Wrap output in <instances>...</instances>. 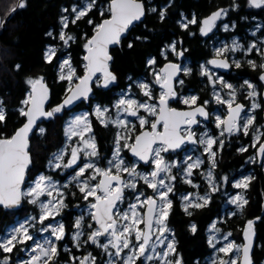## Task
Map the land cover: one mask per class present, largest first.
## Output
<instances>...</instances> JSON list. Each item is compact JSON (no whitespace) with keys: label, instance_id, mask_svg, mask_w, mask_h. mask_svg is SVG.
<instances>
[{"label":"snow or ice","instance_id":"1","mask_svg":"<svg viewBox=\"0 0 264 264\" xmlns=\"http://www.w3.org/2000/svg\"><path fill=\"white\" fill-rule=\"evenodd\" d=\"M247 5L251 8L262 9L264 0H247ZM170 6L171 0L168 5L160 8L159 19L161 21L165 19L167 8ZM16 7H26V0H19ZM98 7V0H81L80 4L72 5L71 19L67 15L61 16L59 40L65 47L69 46L70 41L76 40L74 35L65 31L69 24H76ZM239 7L236 0H233L230 8H219L200 21L197 20L195 14L189 20L181 13V19L177 21V24L181 29L187 30L190 25L199 23L200 34L207 36L217 27L218 21H223L228 16L230 10L236 11ZM15 10L16 8L12 9V11ZM61 11L66 13L69 9L62 8ZM146 11L156 12L157 8H146L143 0H109L107 8H100V15L105 17L107 14L106 18L99 23H94L91 19L87 21L89 25H93V34L90 37L86 36V42L83 45L86 53L83 56L84 74L83 76L78 75L70 54L60 62L59 80L67 81L69 87L66 89L67 94L63 101L50 110H46L45 107L49 99V89L44 78L41 76L26 79L25 82L30 86V91L20 101L21 107L17 109L20 116L26 118L25 123L10 137L0 135V206L5 209L15 208L27 199L29 204L38 205L40 209L38 217H28L18 226H13L0 235V252L10 254L17 245H22L25 247L20 250L30 253L27 260H19L17 264H56L60 254L58 242L63 241L67 235L66 225L62 221H56V217L67 207L66 193L62 189H68L73 183L83 199L88 202V208L85 211L92 221L86 225L88 229L86 232L85 215L81 214L75 219L72 225L74 231L71 234V240L72 246L77 250L83 245H94L107 257L103 264H183L182 258L176 251L173 229L169 226V217L173 207L170 194H174L173 182L177 179L176 175L172 174V169L180 167V164L176 160H166L163 154L181 149L186 144L201 145L204 153L207 154L209 169L206 179L211 191L204 195L193 196L189 193L181 196V207L188 216L193 215L189 209L207 207L212 199L211 193L219 190L214 182L217 151L213 149V146L218 144L219 148L224 147L225 140L221 137L235 136L240 132L244 136L251 134L250 147L256 148V157L264 156V142H262L264 131L256 125L254 114L262 107L257 102L256 85L245 80L244 85L241 86H246L248 89L246 99L250 101V108L246 113L245 105L237 102L238 90L231 83L226 82L223 77H216L214 73H210L206 65L202 64L201 75L207 76L214 89L216 84L220 83L223 88L229 90L227 99L223 98L219 91L213 92L216 103L227 105L228 112L225 118L219 115L215 117V127L220 130L219 136L210 135L207 130L197 134L193 126L201 123L198 117H202L205 121L211 118L212 113L207 110L210 102L206 100L202 105L198 104L199 97L195 95L187 98L178 97L173 82L183 85L184 81L178 78L179 74L182 72L184 75H190L192 70L169 61L159 71L152 73L155 77V84L161 89L158 99L148 83L140 82L137 86L147 99L139 101L135 98H127L132 87L129 85L128 91H122L120 98L113 106L116 109L114 118L108 115V107H102L99 104L95 106L94 114L101 125L108 127L111 124L118 129L112 157L108 159L107 167L99 166L101 157L89 114L81 113L72 116L64 126L66 141L70 142L77 137L78 143L72 146L66 142L61 149L52 154L48 161V166L53 171L72 170L74 175H70L68 181L60 185L52 176L41 173L27 189L21 187L31 164L30 134L37 129L40 135L46 131L45 128L39 127L37 122L42 118H56L58 114H62L66 108L77 101L90 100L94 77H96L95 82L98 87L108 88L116 82L117 77L109 70V61L112 60L109 48L112 45H119L130 27L134 22L140 21ZM222 26L224 31L230 30L228 23H223ZM0 27H3L2 23ZM260 27L257 25L258 29ZM231 28H235V23L231 25ZM47 35L51 37L53 33L48 32ZM252 35L255 36L256 32ZM136 39H141V37H136ZM132 46L130 42L128 47ZM168 49L178 58L183 57L186 51H177L176 41L169 45ZM254 50L261 56L262 62L257 65L254 60L249 59L247 63L253 69L259 67L262 70L259 80L264 82V40H261L259 44L253 41L245 48L237 39H233L230 45L226 44L215 49L216 58L208 60L207 64L215 68L228 69L230 62L227 53L242 52L247 56ZM57 52V47L48 46L44 53L45 61L51 63ZM161 55L167 59L166 52L162 51ZM147 63L152 66L156 64V60L149 58ZM231 63L237 68L241 67L240 60L233 59ZM20 67L19 64L15 65L17 70ZM97 73L100 77H97ZM174 99H180L183 104L189 106V110L180 111L170 107V101ZM142 112L147 113V116L141 114ZM6 115L3 100L0 99V123L5 122ZM122 117L135 118L140 131H136V124ZM148 117H153L154 120ZM146 125L149 129L145 128ZM248 147L242 146L237 151L246 152ZM123 149H128L136 158V162L128 164L121 154ZM249 161L257 162L254 157H249ZM139 162L151 165V170L138 171ZM204 162L199 156L186 157L183 161L182 174L185 183L192 187H199L189 178L193 175V170L200 168ZM222 179L227 181L228 178L223 177ZM252 179L254 177H245L233 183L232 186L246 190ZM140 181L152 189L154 194L145 196V193L139 190ZM128 192L133 193L134 196L127 207L122 209L121 205L128 199ZM72 195L75 196V193ZM44 196L48 198L46 201L41 200ZM228 202L236 205L240 211L248 204L243 193L230 197ZM259 219V217L256 218V220ZM49 220L55 222L45 224ZM36 224L41 225L38 229L40 233H50L42 241L35 240L30 232V228H34ZM254 224L255 220L246 222L242 230L244 242L237 244L229 239L232 236L231 232L220 234L221 229L217 227V222L214 220L208 229L211 233L208 236V244L215 252L222 253L223 256L213 259L212 264H252L251 252L256 235ZM190 231L192 233L197 231L195 223L190 225ZM85 236L86 239L82 240ZM28 241H33V246L30 248L27 247ZM221 243L222 246L217 248V244ZM64 251L69 252V260L73 264H98V258L92 252L76 257L71 255V250L67 246L64 247ZM173 256L175 259H170ZM0 264H10V256H0Z\"/></svg>","mask_w":264,"mask_h":264},{"label":"trees","instance_id":"2","mask_svg":"<svg viewBox=\"0 0 264 264\" xmlns=\"http://www.w3.org/2000/svg\"><path fill=\"white\" fill-rule=\"evenodd\" d=\"M17 1L0 0V23L7 17L5 25L0 27V99L3 100L7 112L5 122L0 123V135L9 137L24 121V117L20 116L17 109L21 107L20 101L26 97L30 90V86L25 82L26 79L42 76L49 89V106L53 108L60 104L66 94V89H68L67 81L59 80L61 56L64 53L70 54L72 63L82 74L85 53L83 45L86 42V36L90 37L93 34V25H89L87 21L91 19L94 23H99L107 16V14L105 17L99 15L98 8H96L76 24L70 23L66 32L74 35L76 40L70 41L68 47L59 42L61 47L57 55L51 63H48L45 61L44 53L49 45L58 43L54 35L61 29L60 18L64 14L61 9H70L73 4H78L81 0H26V7H17L15 11L10 12ZM99 2L108 3L109 0H98V5ZM152 2V5L149 4L150 6L145 4L146 8L155 7L157 11H146L145 16L130 27L121 43L110 50L112 55L110 68L117 77L116 82L108 88L93 85V97L88 102L81 101L77 108L90 109L92 99L110 104L119 90L148 74L147 61L149 58H155V65L161 66L163 60L160 51L165 43L179 31L178 25L175 23L176 12L180 8H206L213 4L210 0H171V6L167 8V15L161 21L159 10L169 4L168 0H153ZM238 4L244 5V2L240 0ZM227 5H232V1L214 0V8ZM9 13L11 14L9 15ZM48 32H52L53 36H48ZM136 37H141V39H136ZM130 42L133 45L131 48L128 47ZM17 64L21 66L19 70L15 68ZM240 74L247 75V73ZM256 75L258 76V73ZM66 114V110H64L54 119H42L38 126L45 128V133L40 135L37 129L30 135L29 151L32 165L28 172V180L37 173L48 170L47 161L56 150L62 147ZM91 124L98 151L108 156L115 140L116 127L111 124L104 127L94 116H92ZM244 141L245 139L241 135H235L230 141L225 142L224 147L217 153V166L214 170L216 177L221 178L227 175L229 180L247 171L251 177H254L249 187L246 190L243 189L248 204L242 211L236 209L233 212L235 215L225 213V197L220 191H216L211 193L212 199L207 207L189 209L193 215L188 216L181 207V196L186 192L204 194L207 191L210 192V189L205 181L199 180L195 175L193 183L199 184V187H192L180 179L174 182V194H170L173 207L169 217V226L173 229L176 251L182 258L183 264H210L208 257L211 256L214 249L208 244V226L218 218L217 227L221 231L232 232L237 241H242V230L246 222L255 220L256 242L252 252V261L253 264H264V168L257 162L250 163V155L247 152L237 151L240 148L239 145ZM141 186L145 187L146 185L139 184L140 188ZM65 193L67 207L62 210V218L66 222L67 235L65 241L58 242L60 254L56 264H73L69 260V252L64 251L65 246L71 250V255L76 257H82L87 252H92L98 258V264H103L105 256L94 245H83L79 250L72 246L73 228L70 218L72 210L68 208L74 206L75 202H80V193L75 183L65 189ZM72 193H75V196ZM31 208V205L26 204V200H23L22 206L18 209L9 210L0 207V234L15 221L17 215L23 216ZM257 217L260 219L256 220ZM87 220L90 221V217ZM193 223L197 225L195 233L190 231V225ZM16 249L10 254L0 252V256L9 255L12 257ZM172 259H175V256Z\"/></svg>","mask_w":264,"mask_h":264},{"label":"flooded vegetation","instance_id":"3","mask_svg":"<svg viewBox=\"0 0 264 264\" xmlns=\"http://www.w3.org/2000/svg\"><path fill=\"white\" fill-rule=\"evenodd\" d=\"M152 1L153 0H143V2L146 5L147 4L152 5L153 3ZM210 1H212L213 4L210 7H206V8H195V7H191L189 9L180 8L176 12L175 23L177 24V21L181 19V13H183L189 20L192 18L193 14H195L198 21L202 20L204 17L211 14L214 11V9H216L214 8V0H210ZM236 2L240 3V0H236ZM230 6L231 5L222 6V8H230ZM223 23L229 24L230 26L229 31L223 30V26H222ZM233 23H235L234 29L231 28V25ZM257 25H260L261 27L258 29ZM199 27L200 25L198 23L196 25H190L189 29L184 30L181 29L180 26L178 25L179 28L178 33L172 36L165 43L164 47L160 51V56L163 60V64L171 61L173 63L181 64L183 67L191 68L192 71L190 75H184L182 72L179 74L178 78L183 80L184 83L183 85H179L178 87L175 86V90L178 89L180 98H187L189 96L195 95L199 97L197 102L198 104L202 105L206 100L210 102L207 106V110L210 113H212L211 118L205 121L202 117H198L201 123L198 126L194 125L193 130L197 132V134L207 130L210 135L219 136L220 130L215 127V122H214V110L216 109V105L213 98L214 88L212 84L209 83L207 76L201 75V65L202 64L206 65L210 73H218V75L224 76L227 79H232L235 73L237 74L247 73V75H244L246 79H249L250 81H255L258 87L262 86L263 82L260 81L258 77L262 70L259 67L253 69L247 63V60L249 59L254 60L257 63V65H259L262 62L261 56H259L255 50L247 56H245L242 52L227 53L226 55L229 59L230 67L225 71H220L217 68L213 67L212 65H208L207 61L215 58V49L220 48V46H224L226 44L230 45L233 39H237L239 43L245 46V48L253 41L259 44L262 38H264V9L251 8L248 7V5L245 3L244 5H240L239 9L236 11L230 10L228 16L223 21H218L217 27L214 28L213 31L209 33L207 36H202L200 34ZM253 32H256L255 36L252 35ZM174 41L177 42V51L186 50L184 51L183 57L178 58L174 53H172L168 49V46L171 45ZM222 41H226V42L222 43ZM162 51L167 53V59L165 58V56L161 55ZM233 54H236L237 56H242L240 60L241 67L237 68L235 67L234 64L231 63V61L233 60L232 57ZM163 64L161 66L159 65H155V66L162 67ZM256 73H258V76L256 75ZM241 84L244 85V80L241 82ZM220 86L221 84L217 83L215 88H218ZM247 91H248L247 87L244 86L238 91V95H237V102L245 105L246 112L247 109L249 108V100L246 99ZM173 103H175L176 106L173 105ZM171 105H173L174 107H178L181 110H189V106L183 104L180 99L178 103L173 102V100H171L170 106ZM75 109H77V106L73 107L70 110H66V113H70L72 110ZM227 111H228L227 108L226 111L224 110L222 111L223 114L222 118H224ZM254 114L256 116V125L258 126L259 121L261 120L262 117L261 116L262 108L257 109ZM237 135H241L245 139V141L242 144H240L239 147H242L245 144V146H249L248 151H246L247 154L249 155L254 154L256 148L250 147V136H244L242 132L238 133ZM226 137L232 138L233 136L225 135V137H221V139H225ZM213 149L216 150L218 153L221 148H219L217 144L213 146ZM183 152L184 153L190 152L191 154L203 153V155H206V153H204L202 149V146L198 144L194 145V147L192 144H186L180 150L169 152L168 155L173 157ZM148 166H146V168H148ZM194 171L197 172V176L195 177H197L200 180V178L202 177V173L199 172L197 169H194ZM178 176H176L177 177L176 180H178ZM192 176H194V174Z\"/></svg>","mask_w":264,"mask_h":264},{"label":"rangeland","instance_id":"4","mask_svg":"<svg viewBox=\"0 0 264 264\" xmlns=\"http://www.w3.org/2000/svg\"><path fill=\"white\" fill-rule=\"evenodd\" d=\"M231 1H233V0H231ZM242 1L244 2V4H245V3L247 4V1H246V0H242ZM80 3H81V2H79L78 4H80ZM232 3H233V2H232ZM107 6H108V3H107V2H102V3L99 2L98 14L100 15V8H107ZM71 7H72V6H71ZM71 7H70V9H69V12H66V13L63 14V15H67V16H69L70 19L72 18ZM263 9H264V8H263ZM60 30H61V29H60ZM65 31H66V29H65ZM59 32H60V31H59ZM59 32H58L56 35H54V37H56L58 43H54V44L49 45V46H55V47H57L58 50H59L60 47H61V44L59 43V42H61V41L59 40ZM262 40H264V38H262ZM225 42H226V41H222V43H225ZM220 47H222V46H220ZM47 48H48V47H47ZM68 56H69V55H68L67 53H64V55H62L61 58H60L59 64H60V62H61L63 59L67 58ZM232 57H233V59H236V60H241V58H242V56H237L236 54H233ZM72 64H73V63H72ZM73 66H74V64H73ZM74 67H75V66H74ZM75 68H76V67H75ZM158 68H162V67H157V66H155V65H153L152 67L149 66L148 74H147L145 77H143V78H141V79H136L133 83L129 84V85H131L132 87H131V92H130V94H129V96H128L127 98H135V99H137V100H139V101H144V100H146L147 98L143 96L142 92L140 91L139 87L137 86L138 83H140V82H146V83L149 84V86H150V88L152 89V91H153L155 97L158 99L161 89H160L159 85L155 84V77H154L153 74H152L153 71H159L160 69H158ZM59 71H60V70H59ZM77 73H78L79 76H81V75L83 74V73L80 74V73L78 72V70H77ZM214 74H215L216 77H223L224 80H225L226 82L231 83V84H232V85H233L238 91L242 88V87H241V86H242L241 82H242L243 80H244V81H245V80L250 81L249 79H246L245 76H242V75L237 74V73L234 74V76H233L232 79H227V78H225L224 76H220V75H218V73H214ZM239 77H240V78H239ZM258 77H259V76H258ZM95 81H96V80H95ZM250 82H252L253 84L256 85L255 81H250ZM67 84H68V82H67ZM94 85L97 86L96 82L94 83ZM129 85L126 86L125 88H123L122 90H119V91L117 92L116 97L114 98V100H113L110 104L101 103V102H99L98 100H94V99H92V101H91V108H90V109H87V108H77V109H75V110H72L70 113H67V114H66V119H65V122H64V126H65V123H66V122H67L72 116L77 115V114H81V113H88V114H89V120L92 122V116L96 117L95 114H94V108H95V106L98 105V104L101 105L102 107H104V106L108 107V109H109V113H108V115H111V116L114 118L115 115H116V109H115L113 106H114V104L118 101V99L120 98V94H121V92H122V91H123V92H127V91H128V87H129ZM176 86L178 87L179 84L176 83ZM68 87H69V84H68ZM256 89H257V92H258L257 102H259V103L262 105V107H263V101H262L261 96H260L262 86L258 87V86L256 85ZM247 90H248V89H247ZM29 91H30V90H29ZM176 91H177V93H178V89H177ZM214 91H219V92L221 93V95H222L223 98H225V99L228 98V91H229L228 89H225V88H223L222 86H220V87H218V88H215ZM178 97H180L179 93H178ZM88 101H89V100H88ZM88 101H84V102H88ZM178 101H179V99H174V100H173V102H177V103H178ZM214 102H215V105H216V109L214 110V122H215V117H216V115H219V116H221V118H222V116H223L222 111H223V110L226 111L227 105L218 104V103H216L215 99H214ZM173 105L176 106L175 103H173ZM173 105H171V106H173ZM262 107H261V108H262ZM249 108H250V101H249ZM246 113H247V112H246ZM141 114L147 116V113H143V112H142ZM122 118H126V119L132 121L134 124H136V125H137V128H136V131H137V132L140 130V129H139V125H138V121H137L135 118H132V117H122ZM148 118H149L150 120H154L153 117H148ZM97 120H98V119H97ZM98 121H99V120H98ZM258 126H260V127H261V130L264 131V123H263V119H262V117H261V120L259 121V125H258ZM145 127H149V126L146 125ZM117 131H118V129L116 128V133H117ZM249 136H250V145H251V143H252V136H251V134H250ZM230 139H231V138L226 137L224 140H225V142H227V141H230ZM66 142L69 143V144L72 145V146H75V145L78 143V138H77V137H74L72 141L68 142V141H66V137H65V135H64V137H63V145H62V147L65 145ZM262 142H264V138H262ZM243 146H245V144H244ZM62 147H61V148H62ZM193 147H194V145H193ZM257 147H258V145H257ZM61 148H60V149H61ZM113 148H114V143H113V146H112V150H111V152H110V154H109L108 156H105V154H104L103 152H99L100 157H101L100 164H99L100 167H107V161H108V159H111V157H112ZM202 149H203V146H202ZM58 150H59V149H58ZM58 150H56L54 153H56ZM127 150H128V149H123V150H122V153H121L122 156L124 157L125 161H126L128 164H132V163L136 162V158H135V157H131V156H129L128 153H127ZM68 151H69V153H70V148L68 149ZM168 154H169V152L163 154V155L165 156V159H166V160H168V161L176 160V161L180 164V167L172 169V174H174V175H176V176L179 175V176H178V179H180L181 181H184V179H182V174H183V161L186 159V157L189 156V155L193 156L194 158L197 157V156L201 157V159H203L205 162H204V163L201 165V167L198 168L197 170H198L199 172L202 173V177L200 178V180L205 181V182L207 183V185H208V182H207V179H206V173H207V171H208V169H209V163H208V159H207V154H206V155H203V153H193V154H191L190 152H185V153L183 152V153H181V154H177L176 156H173V157L169 156ZM51 157H52V155H51ZM249 157H254V158H256L257 163H259V164L264 168V156H262V157H256V151H255L254 154H251ZM48 161H49V160H48ZM48 161H47V165H46V166H47V169L50 170V171H52V172H49L48 170H46V171H42V172L37 173L36 175H34V177H33L32 179H30V180L27 181V183L25 184L24 189H27V188L32 184V182L35 180V178H36L39 174H41V173H43V174H45V175L52 176L53 179L56 180V181H58L60 185H63L64 183H66V182L68 181V178H69L70 175H74V172H73L72 170H67V171H66V170H64V169H58V170H56V171H53V170L48 166ZM249 162H250V161H249ZM250 163H253V162H250ZM146 166H148V165H146ZM146 166H142V165L139 164L138 171H140V172H148V171H150V170H151V165H149L148 168H146ZM202 171H203V172H202ZM177 173H178V175H177ZM193 174H194L195 176H197V172H195L194 170H193ZM249 176H250V173H249V171H247V172H245V173H243V174H240L238 177H236V178H232V179L229 180V178H228L227 175H224V176H222V177L220 178V177H216V176H215V172H214V182H215L217 188L219 189L218 191H220V192L224 195V197H225L224 212H225V213H228V215H231V214L237 209L236 205H234V204H230V203L228 202L230 197H233V196H235V195L238 194V193H243V195H244L245 198H246V195H245V193L243 192V189H242V188H234V187L232 186L233 183H235L236 181H239V180H241V179H243V178H245V177H249ZM192 177H193V176H191L189 179H191V180L193 181ZM223 177H227V178H228L227 181H224V180L222 179ZM173 183H174V182H173ZM139 184H144V183H143V181H140ZM139 184H138V187H139ZM197 185H199V184H197ZM208 187H209V185H208ZM209 189H210V188H209ZM62 190L65 192V189H62ZM139 190L142 191V192H144V193H145V196H149V195L154 194L153 191H152V189L148 188L147 186H145V187H144V186H141V188L139 187ZM210 191H211V190H210ZM208 192H209V191H207V192H205V193H208ZM189 193H191V192H186V193H184L183 195H186V194H189ZM205 193H204V194H205ZM191 194H192L193 196H195V195H204V194H199L198 192H196V193H193V192H192ZM127 196H128V199H126L125 202H124V204L121 205V208H122V209H123V208H126V207H127V204H128L129 202L132 201V198H133L134 194L131 193V192H128V193H127ZM79 198H80V202H75V203L73 204L74 206L68 208L69 210H72V212L70 213L71 227H72V225H73L75 219H76L78 216H80L81 214H84V215H85V231L87 232L88 229H87L86 225H87L88 223H91V222H92L91 220H90V221L87 220V218H88L89 216L87 215V213H86V211H85V210L88 208V202H86V201L83 199V196H82L81 193H80V195H79ZM47 199H48V198H47L46 196L41 197V200L46 201ZM90 199H91V198H90ZM25 200H26V204H29V203L27 202V199H25ZM29 205H31V207H32L31 210H29V211H28L25 215H23V216L17 215V216L15 217V221H14L12 224H10L7 228H5V231H4L3 233H1L0 235H3L7 230H10L11 227H13V226H18L19 223L24 222L28 217H32V216H37V217H38V216H39V214H40V209H39L38 205H32V204H29ZM62 215H63V212H61V214H60L59 216L56 217V221H62V222L66 225L65 220L62 218ZM213 221H214V220H213ZM213 221H212V222H213ZM215 221H216V222L219 221V218H218V219H215ZM54 222H55V221L49 220V221H46L45 224H47V223H54ZM212 222H211V223H212ZM211 223H210V225H211ZM210 225H209V226H210ZM209 226H208V229H209ZM40 227H41V225L36 224L34 228H30V232H31V234L33 235V237L35 238V240H41V241H42L46 236H49L50 233H40V232L38 231V229H39ZM73 231H74V229H73ZM228 232H230V231H225V230H224V231H221L220 234H226V233H228ZM72 233H73V232H72ZM231 233H232V232H231ZM210 234H211V233H210L209 230H208V236H209ZM220 234H217V235H220ZM68 235H70L69 232H68ZM83 239H86V238L82 237V240H83ZM229 239L232 240V241H235L237 244H242L241 241H237V240L234 238L233 234H232V236H231ZM65 240H66V237H65V239H64L63 241H65ZM223 243H226V242H223ZM32 246H33V241H28V242H27V247L30 248V247H32ZM221 246H222V243H221V244H217L216 247L218 248V247H221ZM22 247H25V246L19 245V246L17 247L14 256L10 257V264H17V262H18L19 260H27V259H28L30 253L25 252V251H21L20 249H21ZM81 248H82V247H81ZM100 251H101V250H100ZM101 253H102V252H101ZM17 255H19V256H17ZM222 256H223L222 253H217V252L213 251V253L211 254V256L208 257V261H209L210 264H212L213 259H215V258H217V257H222ZM225 258H227V257H225ZM106 259H107V257L105 256L104 261H105ZM170 259H172V257H170ZM196 264H199V263H196Z\"/></svg>","mask_w":264,"mask_h":264},{"label":"water","instance_id":"5","mask_svg":"<svg viewBox=\"0 0 264 264\" xmlns=\"http://www.w3.org/2000/svg\"><path fill=\"white\" fill-rule=\"evenodd\" d=\"M19 3V0L16 2V4H15V6L13 7V8H17L16 6H17V4ZM12 8V9H13ZM219 8H222V6H219V7H217L216 9H214V11H216L217 9H219ZM12 9H11V11L10 12H12ZM208 16V15H207ZM206 16V17H207ZM106 18V17H105ZM143 18V17H142ZM205 18V17H204ZM203 18V19H204ZM104 19V18H103ZM6 20H7V17H6V19L2 22V24H3V26L5 25V22H6ZM101 22V21H100ZM136 22H138V21H136ZM136 22H134V24L136 23ZM133 24V25H134ZM115 46H117V45H112V46H110V48H109V54L111 55V53H110V50H111V48H113V47H115ZM86 53H84V55H85ZM83 55V56H84ZM111 57H112V55H111ZM216 58V57H215ZM110 63H111V61H109V70L112 72V70H111V68H110ZM168 62H166V63H164L163 64V66L165 65V64H167ZM162 66V67H163ZM218 70H220V71H225V70H227V69H223V68H217ZM83 74H84V72H83ZM83 74L81 75V76H83ZM260 75H261V73H260ZM259 75V76H260ZM97 77H100V74L99 73H97ZM95 80H96V77H94L93 78V82H92V84H91V87H92V89H93V85H94V83H95ZM174 83V88H175V86H176V83H175V81L173 82ZM67 94V93H66ZM66 94H65V96L63 97V99L66 97ZM260 96H261V99H262V101H263V107H262V114H261V116H262V119H263V123H264V82H263V86H262V89H261V93H260ZM93 97V91H92V94H91V98ZM63 99L61 100V102L63 101ZM81 101H83V100H81ZM81 101H77V102H75L73 105H71V106H69V108H66L65 110H70L71 108H73V107H75V106H77ZM170 106V105H169ZM45 107H46V110H50L51 109V107L49 106V104H48V101L46 102V105H45ZM170 107H172V108H176L177 110H180V111H184V110H181V109H179L178 107H174V106H170ZM228 112V111H227ZM227 116V113H226V115L224 116V118ZM133 118V117H132ZM25 119L26 118H24V121L18 126V128L19 127H21L24 123H25ZM43 119V118H42ZM42 119H40L37 123H38V125H39V122L42 120ZM17 128V129H18ZM146 129H149V127H145ZM16 129V130H17ZM15 130V131H16ZM163 129L161 128V131H162ZM14 131V132H15ZM36 130H34L33 132H35ZM140 131V130H139ZM138 131V132H139ZM32 132V133H33ZM31 133V134H32ZM30 134V135H31ZM29 150H30V137H29ZM178 150H180V149H178ZM170 152H173V151H170ZM29 153H30V151H29ZM127 153H128V155L129 156H131V157H133L132 156V154H131V152L129 151V150H127ZM30 157H31V153H30ZM139 164L140 165H142V166H146L143 162H139ZM31 165H32V158H31V164L29 165V169H30V167H31ZM29 169L26 171V175H25V182H24V184H22V188L24 189V187H25V184L27 183V179H28V172H29ZM22 204H23V201H22ZM22 204L20 205V206H18V207H15V208H11V209H9V210H12V209H18V208H20L21 206H22ZM0 207H2V208H4L3 206H0ZM5 209V208H4ZM244 242V240H243V232H242V243ZM255 242H256V235H255V237H254V245H255ZM253 248H254V246H253ZM252 252H253V250H252ZM252 252H251V259H252ZM252 264H253V261H252Z\"/></svg>","mask_w":264,"mask_h":264}]
</instances>
